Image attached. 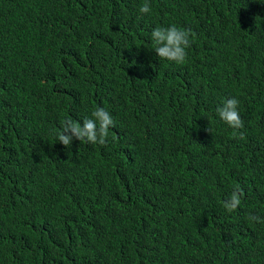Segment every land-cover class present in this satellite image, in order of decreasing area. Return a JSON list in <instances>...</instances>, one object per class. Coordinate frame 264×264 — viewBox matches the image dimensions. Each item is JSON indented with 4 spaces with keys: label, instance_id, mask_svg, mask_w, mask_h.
<instances>
[{
    "label": "trees",
    "instance_id": "16d2710c",
    "mask_svg": "<svg viewBox=\"0 0 264 264\" xmlns=\"http://www.w3.org/2000/svg\"><path fill=\"white\" fill-rule=\"evenodd\" d=\"M144 2L0 0V264H264V0ZM173 24L180 65L151 39ZM96 107L106 146L58 141Z\"/></svg>",
    "mask_w": 264,
    "mask_h": 264
},
{
    "label": "clouds",
    "instance_id": "9594fccd",
    "mask_svg": "<svg viewBox=\"0 0 264 264\" xmlns=\"http://www.w3.org/2000/svg\"><path fill=\"white\" fill-rule=\"evenodd\" d=\"M139 12L148 14L151 12V6L148 0L140 6ZM154 51L159 59L174 62L178 65L184 64L187 60V49L194 42L195 33L190 28L178 27L175 24L164 27L158 26L151 33ZM239 100L235 98L226 99L222 106L216 109L220 120L233 129V138H243V132L240 131L244 127L238 111ZM91 119H84L83 123L72 119L65 118L61 121V130L56 133L58 141L65 147L72 145L73 140L80 143L99 144L106 146L109 137V129L115 127V121L103 107H96L92 113ZM208 131H210L208 129ZM115 139V137H113ZM244 196L243 189L238 185L233 189L228 199L223 202V207L228 213L235 212L241 205ZM248 220L258 223H264L259 216L251 215Z\"/></svg>",
    "mask_w": 264,
    "mask_h": 264
}]
</instances>
